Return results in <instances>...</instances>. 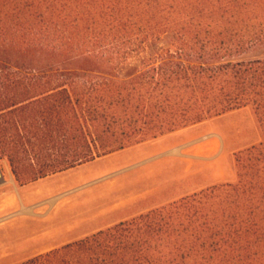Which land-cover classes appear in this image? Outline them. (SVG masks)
I'll list each match as a JSON object with an SVG mask.
<instances>
[{
  "label": "trees",
  "instance_id": "16d2710c",
  "mask_svg": "<svg viewBox=\"0 0 264 264\" xmlns=\"http://www.w3.org/2000/svg\"><path fill=\"white\" fill-rule=\"evenodd\" d=\"M164 43L148 52L149 46ZM264 0H0V161L25 185L249 107L214 184L18 264H264Z\"/></svg>",
  "mask_w": 264,
  "mask_h": 264
},
{
  "label": "rangeland",
  "instance_id": "374dc122",
  "mask_svg": "<svg viewBox=\"0 0 264 264\" xmlns=\"http://www.w3.org/2000/svg\"><path fill=\"white\" fill-rule=\"evenodd\" d=\"M163 45H151L147 51ZM258 58H264V43L236 59ZM211 133L221 141L200 140ZM260 140L252 110L243 107L25 185L14 180L6 160H1L0 219L22 205L35 208L32 215L0 221V264L21 263L211 185L233 183L235 154ZM186 144V156L167 153ZM74 172L87 177L54 192L38 187L43 180ZM58 195L62 197L52 206L44 203Z\"/></svg>",
  "mask_w": 264,
  "mask_h": 264
},
{
  "label": "bare ground",
  "instance_id": "6f19581e",
  "mask_svg": "<svg viewBox=\"0 0 264 264\" xmlns=\"http://www.w3.org/2000/svg\"><path fill=\"white\" fill-rule=\"evenodd\" d=\"M211 137H215L221 141V138L217 133H211V134L205 135L202 138H200V140L209 139ZM187 146H188L187 144L175 146V147L169 149L167 151V153L172 154V155H176V156H186V154L183 152V149ZM215 148H216V143L214 145L213 150H215ZM79 172H74V173L68 174V175L56 176V178H54V179L43 180L44 182H42L38 187H40L42 192H54L59 188L69 186L71 184H76V183L80 182L81 180H83L85 177H87L84 174H81ZM61 197H62V195L55 196V197L49 199L48 201H46L44 203H47L50 206H52ZM34 208L35 207H25L22 205L21 208L19 210H17L15 213H11V214L5 216L4 218L0 219V221H3L4 219L9 218L13 215H17V214L32 215Z\"/></svg>",
  "mask_w": 264,
  "mask_h": 264
},
{
  "label": "crops",
  "instance_id": "0c3cea01",
  "mask_svg": "<svg viewBox=\"0 0 264 264\" xmlns=\"http://www.w3.org/2000/svg\"><path fill=\"white\" fill-rule=\"evenodd\" d=\"M227 114V113H226ZM226 114H224V115H226ZM224 115H221V116H224ZM221 116H219V117H221Z\"/></svg>",
  "mask_w": 264,
  "mask_h": 264
}]
</instances>
